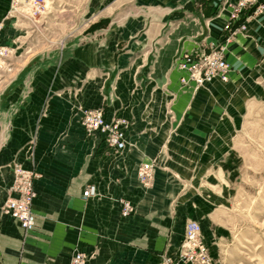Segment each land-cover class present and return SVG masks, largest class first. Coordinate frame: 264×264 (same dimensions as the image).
I'll return each instance as SVG.
<instances>
[{"label": "crops", "instance_id": "crops-1", "mask_svg": "<svg viewBox=\"0 0 264 264\" xmlns=\"http://www.w3.org/2000/svg\"><path fill=\"white\" fill-rule=\"evenodd\" d=\"M237 2L84 0V21L71 24L62 48L26 51L10 83L5 74L0 206L14 166L36 169L41 178L35 231L0 214V264H69L75 250L88 254V264L180 261L186 223L211 213L205 205L213 203L214 175L235 168L232 145L252 99L251 61L264 43V13L227 44L228 83L184 84L178 58L225 44ZM18 21L6 8L0 13L7 46L26 37ZM97 109L109 122H127L125 149L85 131L83 111ZM145 163L153 165L148 185L139 177ZM90 186L96 195L84 198ZM122 201L132 207L125 218Z\"/></svg>", "mask_w": 264, "mask_h": 264}, {"label": "rangeland", "instance_id": "rangeland-1", "mask_svg": "<svg viewBox=\"0 0 264 264\" xmlns=\"http://www.w3.org/2000/svg\"><path fill=\"white\" fill-rule=\"evenodd\" d=\"M13 1L0 0V13L6 8L10 14L17 16L18 22L25 27L23 35L26 37L19 40L18 44H8V48L12 50L10 65L6 71L8 83L13 79L14 69L18 67L19 60L26 51L36 53L43 49L62 48L69 30L72 29L71 24L75 21L79 24L84 21V12L81 10L84 0H47V12L41 17L40 24L37 26H33L26 18L20 17L12 10ZM17 1L19 4H15V7L19 8L20 4L28 0ZM248 11L249 21L252 17L264 13L256 14L255 6ZM247 20L248 17L244 21L245 24ZM235 24L233 25L234 31L243 25L235 26ZM77 30L84 31V28ZM226 32L229 34L225 38V44L213 43L215 46L211 44L203 51L212 53L216 50L226 57L227 44L242 31L230 41H228V36H231V33ZM255 49L257 52L256 57L251 61L249 82L252 87V99L246 110V123L242 125L232 145L234 153L231 157L235 168L233 171L214 175V181L211 182L214 187L210 188L211 195L208 197L213 203L205 205L207 211L210 207L211 213L206 214L204 221L189 220L185 226L186 229L189 222L200 224L201 243L206 249V256L191 260L189 255H186L189 250L183 248V238L182 253L177 264H264V43L256 45ZM189 82L192 81L188 79L183 83L188 84ZM249 93L247 92V96ZM103 136L109 143L107 136ZM18 167L24 169L22 166H14V178ZM27 171H32L38 176L35 181L37 188V181L41 178L40 174L36 169ZM10 188L8 199L11 197ZM18 226L21 228L19 224Z\"/></svg>", "mask_w": 264, "mask_h": 264}, {"label": "built area", "instance_id": "built-area-1", "mask_svg": "<svg viewBox=\"0 0 264 264\" xmlns=\"http://www.w3.org/2000/svg\"><path fill=\"white\" fill-rule=\"evenodd\" d=\"M13 11L20 17L26 18L33 26L40 24V19L47 12V0H28L25 3L18 5V1H13ZM256 7V14L264 12V2L261 0H238L233 7L230 21L227 23L225 30L231 33L228 36L230 41L238 32L245 31L247 25L244 23L234 31L233 25L240 20L241 15L246 10ZM21 10V11H19ZM247 19V18H246ZM249 21V17L248 20ZM215 46V44H213ZM12 50L0 41V81L5 77L10 60ZM179 68L186 73L187 76L182 78L185 83L189 80L194 82L198 87L213 81L228 82L232 74V67L222 52L214 50L212 53L189 52L181 55L178 58ZM82 126L85 131L92 135L100 133L107 136L109 143L118 150H123L127 145L125 120H116L109 122L103 110H84L82 114ZM139 176L141 181L148 185L153 177V165L145 163L142 165ZM38 176L32 171H27L18 167L15 170V178L11 185V197L7 199L4 205L0 208V213L10 217L16 221L25 233H31L36 229V216L33 210V202L38 197L35 181ZM96 195L94 186L87 187L84 191V198H89ZM123 205L122 216L128 217L132 213V207L125 201ZM201 226L196 222H189L185 229V237L183 248H186L189 258L193 260L199 257L206 256V249L201 243ZM89 256L83 251L75 250L69 264H88ZM170 262V260L168 261Z\"/></svg>", "mask_w": 264, "mask_h": 264}, {"label": "bare ground", "instance_id": "bare-ground-1", "mask_svg": "<svg viewBox=\"0 0 264 264\" xmlns=\"http://www.w3.org/2000/svg\"><path fill=\"white\" fill-rule=\"evenodd\" d=\"M125 149V148H124Z\"/></svg>", "mask_w": 264, "mask_h": 264}]
</instances>
